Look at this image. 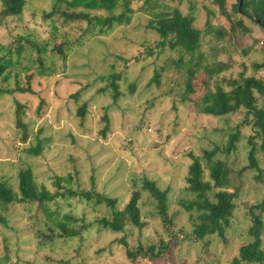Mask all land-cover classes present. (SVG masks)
I'll use <instances>...</instances> for the list:
<instances>
[{
    "label": "rangeland",
    "instance_id": "rangeland-1",
    "mask_svg": "<svg viewBox=\"0 0 264 264\" xmlns=\"http://www.w3.org/2000/svg\"><path fill=\"white\" fill-rule=\"evenodd\" d=\"M235 2H228L227 16L213 0L159 1L158 8L150 12L139 10L141 1L129 24L116 25L101 36H93L86 22L51 13L55 0H26L20 17L2 16L0 45L6 51L14 49L22 37L23 51L20 59L13 55L12 69L0 86L14 89L31 75L34 93L0 94V181L19 191V172L30 167L40 185L56 192L57 177L71 174L75 189L90 190L94 176L98 191L116 199L121 210L133 192L140 191L144 225L128 223L122 231L107 229L100 220L112 218L110 209L81 196H59L43 206L16 203L6 213L8 226L0 225V264L232 262L240 247L250 241L253 222L246 205L264 199V159L260 154L261 170L243 171L249 165L250 150L245 136L227 150L229 135L237 131L242 112L215 117L205 114L202 106L209 90L228 88L225 79L242 73L264 78V67L253 68L255 63H264V29L236 13ZM168 7L193 15L195 26L205 31L204 66L212 70L218 64L228 67L213 78L202 67L193 77L192 90L176 64L178 52L169 48L149 52V45L159 36L147 28L148 19ZM211 26L222 27L225 37L217 39ZM111 74L118 75V98ZM18 102L23 107L20 115ZM83 106L85 117L79 114ZM106 115L110 128L104 134ZM19 119L27 127L25 141ZM37 138L43 151L35 156L27 150L37 144ZM216 148H220L216 160L226 161L236 173L241 171V191L225 239L212 230L204 237L192 235L202 221L198 203L203 197L187 190L186 182L188 152L206 162L205 152ZM146 178L168 190L167 221L156 199L143 187ZM205 195L216 200L214 190ZM177 210L181 213L174 218ZM58 223L65 224L68 232ZM79 230V236L68 235ZM151 246L156 251L164 249L163 253L153 257ZM128 249L144 251L130 258Z\"/></svg>",
    "mask_w": 264,
    "mask_h": 264
},
{
    "label": "trees",
    "instance_id": "trees-1",
    "mask_svg": "<svg viewBox=\"0 0 264 264\" xmlns=\"http://www.w3.org/2000/svg\"><path fill=\"white\" fill-rule=\"evenodd\" d=\"M3 9L0 12V20L2 16L20 17L23 13L26 0H0ZM142 1L140 11L155 10L160 2L165 0H55L54 9L51 13H58L69 21H83L88 24L93 36L107 35L116 25L129 24L133 14L136 11L135 5ZM178 1V0H171ZM183 1V0H182ZM236 1L234 9L240 16L244 15L256 22L258 26L264 29V0H213L214 4L219 8L223 15L228 16V2ZM99 12H105L99 13ZM195 18L191 14H184L179 8H164L161 11H155L154 16L148 19L147 28L153 30L159 36V40L154 45H149V52L155 49L159 53L169 48L173 52H178L179 60L176 62L178 69L184 75H187V86L192 90L193 77L202 67H205L210 77L219 75L228 67L224 64L216 65L214 70L206 65V58L202 52V41L205 31L198 28L194 24ZM240 25L243 24L239 20ZM210 23H208V26ZM244 25V24H243ZM212 27V26H211ZM245 27V26H244ZM245 29H247L245 27ZM214 32L217 39H223L226 31L222 27L210 28ZM208 32V29H207ZM19 38L18 46L14 49L11 47L4 48L0 45V83L6 78L13 66V55L17 54L18 59L23 51L22 42ZM32 47L39 48L36 42L30 41ZM6 53L2 54L3 51ZM180 66L183 67L179 68ZM264 67V63H255L253 68L258 70ZM158 76V74H157ZM28 82L21 85L18 83L14 89H7L0 86V94L34 93L31 85L32 76L26 77ZM113 87L115 90V98L119 96L116 80L118 75L111 74ZM157 79V77L155 78ZM228 81V88L225 89L218 86L215 91L209 90L205 96L202 111L205 114L215 117H223L234 115L242 112V119L237 126V131L231 132L228 140V151H231L235 143L240 141L243 136L248 140L249 165L243 169H260V161L264 159V78L254 75L246 76L242 73L238 78L225 79ZM209 85V82H207ZM23 110L22 105L18 102V114ZM79 114L85 117L86 107L79 109ZM106 127L104 134L110 128V120L105 116ZM18 124L23 129L24 141L28 138L27 127ZM244 130H249V134H244ZM220 148H216L205 152L206 162L203 157L188 152L187 157L190 160L188 174L186 176L187 190L196 192L203 197L198 203L201 209V223L196 226L192 235L204 237L211 230L219 235L222 239L226 238V231L230 226V218L234 214L237 207L236 200L241 191L240 173H236L226 161L214 158ZM28 153L38 156L43 151V144L37 138V144L27 150ZM259 179V178H258ZM66 184H62V182ZM72 175L67 177H57L55 186L56 192H52L46 186L40 185L34 175L32 168H23L19 172V191H15L13 187L4 181H0V225L8 226V218L6 213L16 203L37 202L42 206L55 200L57 197H77L81 196L88 201H95L97 204H104L110 211L112 218L106 217L100 220V223L107 229L113 231H122L126 224L130 223L137 226H143L141 209L139 201L141 198L140 191H134L129 202L124 209H119L117 200L98 191L95 177H92V188L90 190L75 189L72 185ZM239 182V183H238ZM144 189L149 191L151 196L156 199L157 207L164 221L168 220V190H162L155 181L146 178L144 180ZM215 191V201H211L206 197L205 193ZM249 216L252 219V226L249 230L250 241L242 245L239 253L233 258L230 264H264L263 234H264V199L255 205H246ZM180 210L174 212V218L180 214ZM69 218V217H68ZM65 232H68L66 225L58 223ZM83 227V226H82ZM81 231L68 233L71 236H79ZM155 246H151V255L157 257L161 255L163 250L156 251ZM127 250L130 258L138 257L143 253Z\"/></svg>",
    "mask_w": 264,
    "mask_h": 264
},
{
    "label": "water",
    "instance_id": "water-1",
    "mask_svg": "<svg viewBox=\"0 0 264 264\" xmlns=\"http://www.w3.org/2000/svg\"><path fill=\"white\" fill-rule=\"evenodd\" d=\"M243 4V0H241V5Z\"/></svg>",
    "mask_w": 264,
    "mask_h": 264
}]
</instances>
